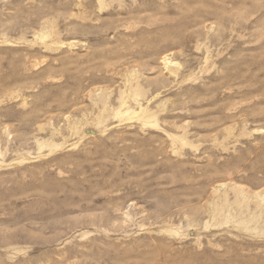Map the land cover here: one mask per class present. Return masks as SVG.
<instances>
[{"label": "rangeland", "instance_id": "rangeland-1", "mask_svg": "<svg viewBox=\"0 0 264 264\" xmlns=\"http://www.w3.org/2000/svg\"><path fill=\"white\" fill-rule=\"evenodd\" d=\"M0 264H264V0H0Z\"/></svg>", "mask_w": 264, "mask_h": 264}]
</instances>
